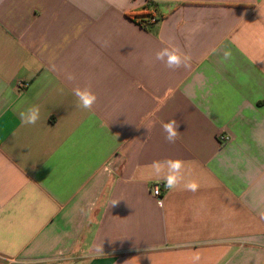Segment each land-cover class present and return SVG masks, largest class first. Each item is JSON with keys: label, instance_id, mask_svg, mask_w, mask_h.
<instances>
[{"label": "crops", "instance_id": "crops-1", "mask_svg": "<svg viewBox=\"0 0 264 264\" xmlns=\"http://www.w3.org/2000/svg\"><path fill=\"white\" fill-rule=\"evenodd\" d=\"M0 264H264V0H0Z\"/></svg>", "mask_w": 264, "mask_h": 264}, {"label": "clouds", "instance_id": "clouds-1", "mask_svg": "<svg viewBox=\"0 0 264 264\" xmlns=\"http://www.w3.org/2000/svg\"><path fill=\"white\" fill-rule=\"evenodd\" d=\"M232 58V53L230 50H225L223 54L224 61L230 60ZM156 60L165 63V66L169 69H176L181 66H188V57L183 55L179 49L173 47H164L156 53ZM67 79H75L74 75L71 73L67 74ZM76 98V107L90 111L93 105L97 101V96L94 92L90 90L89 87L83 89L76 88L73 92ZM23 125H35L41 118L40 107L32 106L26 110L17 109ZM179 124L175 119H172L166 123L162 124L163 131L165 132V139L169 143H174L179 136L178 131ZM153 175L156 178L161 179L164 185L169 190H175L184 181L183 170L185 167V162L181 159H167L165 161H153L150 165ZM184 188L191 192H196L199 188V184L196 181H189L184 184ZM116 204V203H114ZM161 206L163 204L161 203ZM97 253H103V245H98L96 247ZM194 260H199V256L196 255Z\"/></svg>", "mask_w": 264, "mask_h": 264}, {"label": "built area", "instance_id": "built-area-1", "mask_svg": "<svg viewBox=\"0 0 264 264\" xmlns=\"http://www.w3.org/2000/svg\"><path fill=\"white\" fill-rule=\"evenodd\" d=\"M148 6L145 7V14H148L149 16L146 17V22L147 25H151L155 22H157L158 20H160V17L156 14V13H149L148 12ZM27 86V84H23L22 87ZM220 141L222 142H226L229 140V137L227 135H220L219 137ZM149 189H150V194L157 199L159 205H161V203H163V198L166 195V193H168L170 190L167 189L164 185L163 181H159V182H154L151 183L149 185Z\"/></svg>", "mask_w": 264, "mask_h": 264}, {"label": "trees", "instance_id": "trees-1", "mask_svg": "<svg viewBox=\"0 0 264 264\" xmlns=\"http://www.w3.org/2000/svg\"><path fill=\"white\" fill-rule=\"evenodd\" d=\"M148 6H149V5H148ZM143 16H144V17H148L149 15H148V14H144ZM143 22L147 24L146 20H144ZM146 26H147V25H146Z\"/></svg>", "mask_w": 264, "mask_h": 264}]
</instances>
